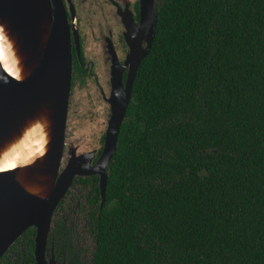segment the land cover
Returning a JSON list of instances; mask_svg holds the SVG:
<instances>
[{
    "label": "trees",
    "instance_id": "16d2710c",
    "mask_svg": "<svg viewBox=\"0 0 264 264\" xmlns=\"http://www.w3.org/2000/svg\"><path fill=\"white\" fill-rule=\"evenodd\" d=\"M81 257L60 264H264V0H161ZM56 225V224H55ZM28 227L0 264H36Z\"/></svg>",
    "mask_w": 264,
    "mask_h": 264
},
{
    "label": "water",
    "instance_id": "95a60500",
    "mask_svg": "<svg viewBox=\"0 0 264 264\" xmlns=\"http://www.w3.org/2000/svg\"><path fill=\"white\" fill-rule=\"evenodd\" d=\"M141 14L139 38L145 39L146 46L141 48L139 42L131 44L126 60L125 87L113 85L104 148L91 170L100 175L102 202L107 181L106 167L116 150L119 129L131 99L132 82L141 60L150 50L155 33L157 12L152 8V0L148 3L144 0ZM1 23L7 24L17 51L32 67L23 79L18 80L0 63V143L35 110L46 107L51 120V137L41 165L51 193L47 198L38 197L23 189L11 172H0V257L28 227H34L35 263L57 264L52 253L47 256V237L56 206L74 175L71 159L58 175L71 90L69 23L62 0H0ZM30 169L27 171L32 172Z\"/></svg>",
    "mask_w": 264,
    "mask_h": 264
},
{
    "label": "flooded vegetation",
    "instance_id": "af4514ba",
    "mask_svg": "<svg viewBox=\"0 0 264 264\" xmlns=\"http://www.w3.org/2000/svg\"><path fill=\"white\" fill-rule=\"evenodd\" d=\"M145 2L148 3V0ZM160 2L161 0H152L155 11ZM62 3L70 28L72 54L68 113L74 107L77 108V93L79 90H89L91 80L105 105L102 112L95 106L93 99L87 110L76 109L77 115L72 127L68 128L66 124L58 175L65 170L70 159L73 160L74 175L56 206L51 227H77L78 221L67 216L71 213L83 214L84 227L90 236L89 229L93 227L90 215L97 214L104 202L101 200L100 175L91 170L104 148L113 85L117 87L121 84L122 89L125 87L128 74L126 60L131 44L139 42L141 48L146 46L145 39L139 38L144 0H62ZM89 55L94 58L88 59ZM99 113L104 114V129L87 127L84 130L75 127V123L78 124L81 120H95ZM85 155L90 156L86 159ZM57 212L61 214V218H55ZM47 252V256L53 254L52 248L47 249ZM56 263L60 264L58 261Z\"/></svg>",
    "mask_w": 264,
    "mask_h": 264
},
{
    "label": "bare ground",
    "instance_id": "6f19581e",
    "mask_svg": "<svg viewBox=\"0 0 264 264\" xmlns=\"http://www.w3.org/2000/svg\"><path fill=\"white\" fill-rule=\"evenodd\" d=\"M0 63L18 80L23 79L32 67L17 51L6 23L0 24ZM48 113L44 106L35 110L12 135L0 143V172H11L23 189L41 198H47L51 193L41 165L51 137ZM28 168L32 172H28Z\"/></svg>",
    "mask_w": 264,
    "mask_h": 264
},
{
    "label": "rangeland",
    "instance_id": "374dc122",
    "mask_svg": "<svg viewBox=\"0 0 264 264\" xmlns=\"http://www.w3.org/2000/svg\"><path fill=\"white\" fill-rule=\"evenodd\" d=\"M93 55H89L88 59H93ZM91 92V95L89 94ZM77 101L78 106L77 108H73L68 113L67 118V126L72 127L73 122H75V117L77 115L76 109H81L83 111L87 110L90 106V102L95 101V106H97L101 111L103 112V106L105 105L102 101V99L99 97L98 90L96 89V85L93 80L89 82V90L83 89L79 90L77 93ZM106 119V118H105ZM80 122V120H78ZM106 125V122L104 121V114L99 113L97 114V117L95 120L88 121V120H81L80 123L76 124L75 127L77 128H84L86 130L87 127L90 128H97V129H104V126ZM84 130L81 132L83 133ZM84 137V134L82 135ZM62 217L59 212L55 214V218ZM67 217H74L77 222V227H68L71 229V239L76 248L81 252V257H84V259L89 260L90 254L94 248V244L92 241V238L89 236V234L86 232V227H84V219L83 214H69ZM48 254V252H47Z\"/></svg>",
    "mask_w": 264,
    "mask_h": 264
}]
</instances>
